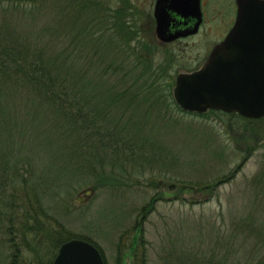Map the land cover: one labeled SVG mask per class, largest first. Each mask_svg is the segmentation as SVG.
<instances>
[{
    "label": "rangeland",
    "instance_id": "374dc122",
    "mask_svg": "<svg viewBox=\"0 0 264 264\" xmlns=\"http://www.w3.org/2000/svg\"><path fill=\"white\" fill-rule=\"evenodd\" d=\"M49 1L35 8L22 6L13 13L1 10L0 20L3 17L4 22L16 24L4 33L25 39L34 51L46 46L47 53H60L68 65L77 61L74 68L81 70V76L86 72L88 85L96 81L91 77L95 73L121 67L123 72L116 77L98 76L108 86L101 89L109 90L112 83L116 98H120L114 109L106 110V121L99 124H117L109 129L115 133L119 128L121 135L117 134L124 144L114 145L116 150L110 146L106 154L100 152L97 157L63 158L51 152L47 132L42 135L51 118L40 117L44 121L38 119L41 126L35 128L23 115L21 130L32 140L33 159L25 157L28 149L16 146L20 148L15 152L22 154L18 167L24 172L29 163L37 165L34 181H43L34 192L39 195V207L33 199L34 209L40 211H16L17 222L27 213L32 218L29 223L36 227L59 222L73 239L95 242L106 264H178V257L186 252L195 254L190 259L195 264L264 261V247H254L264 244V118L251 121L222 112L187 114L172 104L173 97H160L157 86L158 94L151 97L141 91L143 84L149 83L146 63L164 71V79L175 83L179 74L195 68L193 60L198 55L209 53L215 36L159 41L149 30L154 28L153 0H63L65 11L62 0L54 6ZM131 30L135 41L128 43L125 36H133ZM132 51L144 55L133 73ZM128 73L131 76L124 79ZM135 74L142 83L129 89ZM126 88L129 91L123 95ZM99 96L91 104L105 109L102 102L108 98ZM21 102L18 108L30 113L31 103ZM85 160L94 162L95 175L73 172L79 166L85 168ZM45 167L49 169L41 176ZM8 184L9 193L12 187L18 188L20 207L26 208L21 200L28 190L23 192L20 181L15 186ZM94 187L97 190L91 194ZM18 223L14 222V227ZM7 227L0 235V264H10L8 251L1 249V242L10 238ZM33 239L29 236L26 243L21 233L16 236L20 255L27 261L34 254L30 251ZM227 250L232 255H227Z\"/></svg>",
    "mask_w": 264,
    "mask_h": 264
},
{
    "label": "trees",
    "instance_id": "16d2710c",
    "mask_svg": "<svg viewBox=\"0 0 264 264\" xmlns=\"http://www.w3.org/2000/svg\"><path fill=\"white\" fill-rule=\"evenodd\" d=\"M50 1L53 6L57 2V0ZM40 2H44V0H0V11L2 10L3 14H6V12L13 13V10L17 11L22 6L35 8ZM61 4L65 11V1L62 0ZM0 22L3 23L2 26L0 25V235L3 234L8 222L6 232L10 237L8 240L1 242L3 246L1 249L5 252L8 251L9 255L6 258L9 259L10 264H52L60 246L68 240L73 239V237L71 234L69 235V232L67 233L66 228L59 222H56L55 225H39L38 227L30 224L29 222L32 220L30 213L25 214L23 218L19 219L21 223L17 222L16 211H40L39 209H34L33 199L36 198L38 203L35 207H39V195L34 196V192L42 185L41 182L43 181L42 179L34 181L36 176L34 177L33 172L37 169V165L29 163V166L25 167L26 170L24 172H21L18 167L19 158L20 156L22 157V154L15 152L17 148L21 147V150L28 149L29 151L25 157L33 159L32 140H27L25 132L23 133L21 129L29 118V125L31 127L40 128L41 122H37L38 119L44 115H48L51 119L42 135L45 137V132H47L46 136H50V139L46 137V140L48 146H50L49 148L53 150L51 151L52 153H58L63 158L67 155H82L85 157L93 155V157H97L100 155V152L106 154V151L109 150L106 148L110 146L116 150L117 144L121 145L124 143L121 142V136L117 134L118 131L120 133L119 128L114 129L115 133H113L109 127L111 125L116 127L117 124L110 123L107 126H101L99 123L106 121V116H109L106 110L111 111L114 109L119 104L117 102H119L120 98H116L118 96L112 90L113 84L110 82L109 90L101 89L108 88V86L98 76H103L102 79H107L109 75L116 77L122 70L120 67L113 71L110 66L106 68V73L104 74L97 72L98 74L95 73L93 75L92 71L90 74L93 76L91 77H96V81L93 79L89 85L85 84L86 72H83L84 74L81 76V70L77 72L74 68L75 64H78L77 61H71L68 65L67 58L60 53H47L46 46L40 47L36 51L32 50L31 45L25 43V39L19 38L14 33L13 35L16 38H13L12 33H4L10 32L8 26L16 28L15 22L6 23L3 17ZM65 27L66 24H64ZM121 32L125 31L122 29ZM78 33L77 31V36ZM129 35L130 33H127L125 36L126 42L129 43L130 41L133 43L135 41V32L132 33L133 36ZM82 44L86 45L81 41ZM126 49L128 51V46H126ZM131 54L135 58V65L132 67L133 73L141 65L139 57L143 59L144 55L133 51ZM146 64L145 70L149 72V79L147 81L149 83L143 84L141 91L146 90L147 92L144 93H146L147 97L154 96L158 94L154 89L155 85L160 91V97L166 99L173 97L174 99L172 92L175 83L164 79V71L159 69L156 71L148 63ZM130 76L131 74L128 73L127 77L123 78L126 79ZM111 78H109V81H111ZM141 83L135 74L134 84L129 89H134L136 85L139 86ZM116 84L118 83L115 82ZM151 88L154 89L153 93L149 92ZM129 89L126 88L121 93L125 95ZM148 93L149 96L147 95ZM138 94L143 93L139 92ZM138 94L136 95L139 96ZM99 95H104L108 98V101L102 100L105 101L102 102L105 109L100 110L98 105L91 104L93 103L92 99L99 98ZM21 101L31 103L30 113L18 108L19 104L22 103ZM147 101L149 102V99ZM171 102L176 105L175 100ZM177 108L179 107L177 106ZM23 115L26 117L24 123V118H21ZM19 119H21L20 122H18ZM39 120L44 121L43 119ZM131 126L135 127L134 124ZM138 127L135 128L138 129ZM18 145L21 146L16 147ZM93 163L86 161L83 163L85 168L79 166L74 168L73 172L84 171L87 175L90 173L95 175ZM48 169L49 167H45V171L40 172L41 176ZM27 170L28 172H26ZM17 181H20V184L25 187L22 189L23 192L24 190H28V193L30 192V194L25 192V196L21 200V204L27 206L26 208L20 207L18 188L12 187L10 193L8 191V183L10 182L15 186ZM31 184L34 185L31 186ZM95 190H97L96 187L92 188L90 193L92 194ZM24 200L25 202H23ZM14 222L18 223L15 227ZM14 229L17 232H14ZM19 233L22 234V241L26 243H28L29 236L34 238L31 243L34 246H31V250L29 248L34 254L29 261L23 259L20 255L19 243L16 240V236ZM79 239L94 244L103 255L101 248L95 242L85 238ZM254 247L262 248L264 244L254 245ZM194 255L186 252V254L178 257V264H195L193 260H190ZM227 255H232V253L227 250ZM217 263L225 264L223 261ZM217 263L215 260H212L206 264ZM255 264H264V261L260 260Z\"/></svg>",
    "mask_w": 264,
    "mask_h": 264
},
{
    "label": "water",
    "instance_id": "95a60500",
    "mask_svg": "<svg viewBox=\"0 0 264 264\" xmlns=\"http://www.w3.org/2000/svg\"><path fill=\"white\" fill-rule=\"evenodd\" d=\"M167 8L183 17L199 19L200 0H158L155 8L157 38L164 43L198 32L200 19L193 31L171 34ZM262 46L238 33V23L211 52L204 67L176 78L174 98L184 112L204 114L208 110L238 113L249 119L264 117V66L253 68L254 55L243 48ZM53 264H104L100 250L92 243L70 239L61 245Z\"/></svg>",
    "mask_w": 264,
    "mask_h": 264
},
{
    "label": "flooded vegetation",
    "instance_id": "af4514ba",
    "mask_svg": "<svg viewBox=\"0 0 264 264\" xmlns=\"http://www.w3.org/2000/svg\"><path fill=\"white\" fill-rule=\"evenodd\" d=\"M157 0L152 1V17L151 24L154 25L153 30L149 28L153 35L156 36V18L155 7ZM201 17L200 24L197 27L198 32L195 35L181 36L175 42L187 41L191 38L203 35L205 38L214 35L212 49L208 54H200L193 60L195 68L187 73H193L200 70L207 61L214 47L223 42L238 23V33L242 38L247 40H256L262 46L255 48H243L242 50L254 55L253 68L264 66V0H200ZM167 15L170 16L169 31L171 34L185 33L193 31L199 21L196 17L188 15L183 17L167 8ZM174 43V42H173ZM209 44V45H210ZM221 112V111H209ZM208 112V113H209ZM225 113V112H223ZM243 118L236 113H225Z\"/></svg>",
    "mask_w": 264,
    "mask_h": 264
}]
</instances>
